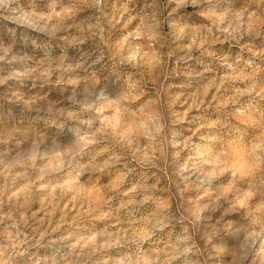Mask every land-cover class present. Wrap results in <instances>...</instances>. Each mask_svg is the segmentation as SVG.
<instances>
[{"label":"rangeland","instance_id":"374dc122","mask_svg":"<svg viewBox=\"0 0 264 264\" xmlns=\"http://www.w3.org/2000/svg\"><path fill=\"white\" fill-rule=\"evenodd\" d=\"M0 264H264V0H0Z\"/></svg>","mask_w":264,"mask_h":264},{"label":"clouds","instance_id":"9594fccd","mask_svg":"<svg viewBox=\"0 0 264 264\" xmlns=\"http://www.w3.org/2000/svg\"><path fill=\"white\" fill-rule=\"evenodd\" d=\"M177 2H178L179 4H185V3L188 2V0H177ZM191 3H192L193 5H196V4L198 3V0H191Z\"/></svg>","mask_w":264,"mask_h":264}]
</instances>
